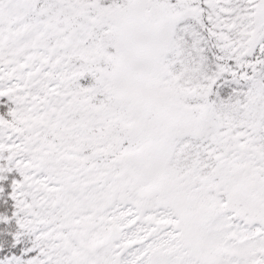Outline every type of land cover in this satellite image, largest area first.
Listing matches in <instances>:
<instances>
[{"label": "snow or ice", "instance_id": "6c2138e0", "mask_svg": "<svg viewBox=\"0 0 264 264\" xmlns=\"http://www.w3.org/2000/svg\"><path fill=\"white\" fill-rule=\"evenodd\" d=\"M0 264H264V0H0Z\"/></svg>", "mask_w": 264, "mask_h": 264}]
</instances>
